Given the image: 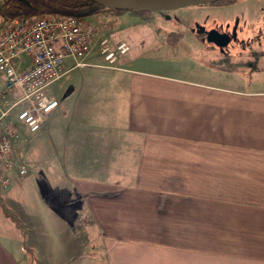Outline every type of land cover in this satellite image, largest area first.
Instances as JSON below:
<instances>
[{
    "label": "crops",
    "instance_id": "crops-1",
    "mask_svg": "<svg viewBox=\"0 0 264 264\" xmlns=\"http://www.w3.org/2000/svg\"><path fill=\"white\" fill-rule=\"evenodd\" d=\"M131 57L88 56L96 71L67 82L32 173L0 189V264H264V69L249 85Z\"/></svg>",
    "mask_w": 264,
    "mask_h": 264
},
{
    "label": "rangeland",
    "instance_id": "rangeland-1",
    "mask_svg": "<svg viewBox=\"0 0 264 264\" xmlns=\"http://www.w3.org/2000/svg\"><path fill=\"white\" fill-rule=\"evenodd\" d=\"M4 1L0 0V9ZM111 11H116L117 17L114 19L111 13H107L101 19L106 23L99 29L104 33H109L113 41L116 37L124 38L130 45L128 56L131 55L132 59L139 61V67H147L168 75L193 77L199 73L197 68L200 62L216 66L212 60L226 58L227 62L235 65L233 68L244 70L238 71L235 80L244 81L249 85L252 83L249 71L252 68L264 69V0H227L149 14L136 11ZM98 13L85 18L93 23ZM8 18L6 15H0V31ZM200 29L206 31L216 29L230 34L231 40L227 45L226 54H219L212 44L205 39L198 38ZM195 44L201 45L202 49L197 48ZM90 58L102 62L97 47L90 54ZM90 58H86L87 63ZM147 62L149 64L153 62L155 67L147 66ZM244 63L246 65H241ZM92 66L95 65L89 64L86 67L68 71L67 75L52 84L50 93L61 104L69 92L64 88L70 78L96 71ZM242 72H246L242 74L244 78L240 76ZM238 81H236L237 84ZM51 112L46 116L48 117ZM41 131L42 128L34 133L24 130L19 139L20 145L14 150L17 159L27 166L24 181L32 173L31 165L27 160V156L30 159V155L27 154L28 144L33 146L42 138ZM41 145V141L37 142L35 155H41ZM24 188L26 189V185Z\"/></svg>",
    "mask_w": 264,
    "mask_h": 264
},
{
    "label": "built area",
    "instance_id": "built-area-1",
    "mask_svg": "<svg viewBox=\"0 0 264 264\" xmlns=\"http://www.w3.org/2000/svg\"><path fill=\"white\" fill-rule=\"evenodd\" d=\"M101 67L118 69L130 51L126 40L113 41L96 23L77 15H14L0 32V189L11 173L27 175V166L13 158V144L24 130H39L58 106L50 87L67 71L89 64L94 48ZM96 66V65H95ZM11 97V98H9Z\"/></svg>",
    "mask_w": 264,
    "mask_h": 264
},
{
    "label": "trees",
    "instance_id": "trees-1",
    "mask_svg": "<svg viewBox=\"0 0 264 264\" xmlns=\"http://www.w3.org/2000/svg\"><path fill=\"white\" fill-rule=\"evenodd\" d=\"M106 10L109 9L97 5L92 0H5L2 9H0V15H6L7 18L14 15L24 16L42 14L52 16L77 15L86 17ZM142 13L149 14L148 12ZM226 60V58L217 59L214 60L213 63L216 64V67L220 70H235V68H233L235 65ZM241 65H246V63ZM12 218L15 219L14 217Z\"/></svg>",
    "mask_w": 264,
    "mask_h": 264
},
{
    "label": "water",
    "instance_id": "water-1",
    "mask_svg": "<svg viewBox=\"0 0 264 264\" xmlns=\"http://www.w3.org/2000/svg\"><path fill=\"white\" fill-rule=\"evenodd\" d=\"M97 5L119 11L157 12L173 11L183 7L214 4L224 0H92ZM203 31V29H200ZM206 41L218 48L225 47L230 39L226 34H221L212 29L206 33Z\"/></svg>",
    "mask_w": 264,
    "mask_h": 264
},
{
    "label": "flooded vegetation",
    "instance_id": "flooded-vegetation-1",
    "mask_svg": "<svg viewBox=\"0 0 264 264\" xmlns=\"http://www.w3.org/2000/svg\"><path fill=\"white\" fill-rule=\"evenodd\" d=\"M210 30H212V29H210ZM214 30H216V29H214ZM209 31V30H208ZM208 31H206V30H204L203 29V31H200V33L198 34V38H200V39H205L206 40V33L208 32ZM216 31H218V30H216ZM219 33H221V34H226L228 37H229V39L231 40V35L230 34H227V33H225V32H221V31H218ZM230 42V41H229ZM210 44H212V43H210ZM229 44V43H228ZM227 44V45H228ZM227 45L225 46V47H223V48H218V47H216L215 45H213L212 44V46L213 47H215L216 49H217V52L219 53V54H226V48H227Z\"/></svg>",
    "mask_w": 264,
    "mask_h": 264
}]
</instances>
